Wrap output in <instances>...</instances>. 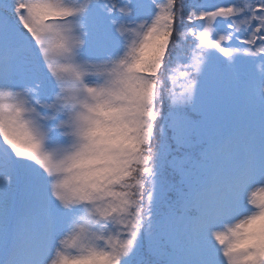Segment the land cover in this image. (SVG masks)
I'll return each mask as SVG.
<instances>
[{
    "label": "snow or ice",
    "instance_id": "obj_1",
    "mask_svg": "<svg viewBox=\"0 0 264 264\" xmlns=\"http://www.w3.org/2000/svg\"><path fill=\"white\" fill-rule=\"evenodd\" d=\"M0 264H264V0H0Z\"/></svg>",
    "mask_w": 264,
    "mask_h": 264
},
{
    "label": "trees",
    "instance_id": "obj_2",
    "mask_svg": "<svg viewBox=\"0 0 264 264\" xmlns=\"http://www.w3.org/2000/svg\"><path fill=\"white\" fill-rule=\"evenodd\" d=\"M221 0H204L205 3L211 5L215 3H219ZM223 1V0H222Z\"/></svg>",
    "mask_w": 264,
    "mask_h": 264
},
{
    "label": "rangeland",
    "instance_id": "obj_3",
    "mask_svg": "<svg viewBox=\"0 0 264 264\" xmlns=\"http://www.w3.org/2000/svg\"><path fill=\"white\" fill-rule=\"evenodd\" d=\"M220 2H224V0H223V1L221 0ZM220 2H219V3H220Z\"/></svg>",
    "mask_w": 264,
    "mask_h": 264
}]
</instances>
